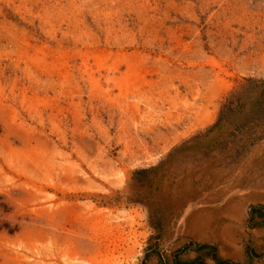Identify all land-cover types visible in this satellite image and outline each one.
<instances>
[{"label": "rangeland", "instance_id": "374dc122", "mask_svg": "<svg viewBox=\"0 0 264 264\" xmlns=\"http://www.w3.org/2000/svg\"><path fill=\"white\" fill-rule=\"evenodd\" d=\"M260 208L264 0H0V264H208Z\"/></svg>", "mask_w": 264, "mask_h": 264}, {"label": "crops", "instance_id": "0c3cea01", "mask_svg": "<svg viewBox=\"0 0 264 264\" xmlns=\"http://www.w3.org/2000/svg\"><path fill=\"white\" fill-rule=\"evenodd\" d=\"M250 197H256V195L251 193ZM249 222L252 225L247 237L232 240L235 244L226 249L222 248L220 254L216 256L217 259L226 260L229 263L244 264L246 261H250V257L246 253V247H248L256 255L254 264H264V208L254 210L250 215ZM210 257L208 264H218L216 258Z\"/></svg>", "mask_w": 264, "mask_h": 264}, {"label": "trees", "instance_id": "16d2710c", "mask_svg": "<svg viewBox=\"0 0 264 264\" xmlns=\"http://www.w3.org/2000/svg\"><path fill=\"white\" fill-rule=\"evenodd\" d=\"M231 103H232V102H228V103H226V104H224V105L222 106V112H221V115L223 114V112L225 111L226 108H230L231 106H232L233 108H237V107L239 106V104H233V105H231ZM207 247H208L207 245H203V246H201L199 249H203V248H207ZM209 256H212V257H214V258L217 259L216 255H215L214 253H212V252L209 254ZM217 262H218V264H228V263H229V262L226 261V260H220V259H217ZM187 264H206V261H205L204 259H202V258H199V259H196V260H194V261H191V262H189V263H187ZM229 264H230V263H229Z\"/></svg>", "mask_w": 264, "mask_h": 264}]
</instances>
